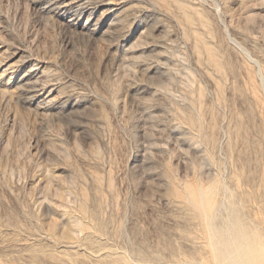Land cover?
Segmentation results:
<instances>
[{
    "label": "rangeland",
    "instance_id": "1",
    "mask_svg": "<svg viewBox=\"0 0 264 264\" xmlns=\"http://www.w3.org/2000/svg\"><path fill=\"white\" fill-rule=\"evenodd\" d=\"M242 230L264 264V0H0V264H248Z\"/></svg>",
    "mask_w": 264,
    "mask_h": 264
},
{
    "label": "bare ground",
    "instance_id": "2",
    "mask_svg": "<svg viewBox=\"0 0 264 264\" xmlns=\"http://www.w3.org/2000/svg\"><path fill=\"white\" fill-rule=\"evenodd\" d=\"M52 1H54V0H52ZM65 16L69 20H72V19L75 18V17L73 18L71 15H65ZM197 185H194V184L187 185L185 187L184 192H185V195L188 197L189 201L194 205V207L197 209L199 214L202 215V217H203V216L207 215L208 211L210 209H212V207L214 206V203H215L214 202L215 187L211 186V187L204 188L202 186L203 188H201V187H198ZM204 186H206V185H204ZM173 192L176 195L181 193L180 190L174 189V188H173ZM182 193H183V191H182ZM171 194H173V193H171ZM205 219L206 218H204V220ZM205 222H206V220H205ZM222 239L227 243L226 251L228 252L229 250L232 249L231 252H234L236 254V256H235L236 262L237 261L239 262L240 260H242V255L240 253H241V250H243L244 251L243 258H246V261L248 262V264H263V262L258 261V260H260L259 257H258V260H257V258L254 256V252L256 250V247H254V245L251 243L249 238L246 237V235H245L243 230H242V232H238L234 236L224 235L222 237ZM259 253L261 255L262 252H260V250H259Z\"/></svg>",
    "mask_w": 264,
    "mask_h": 264
}]
</instances>
